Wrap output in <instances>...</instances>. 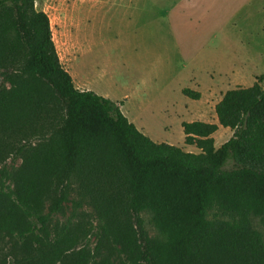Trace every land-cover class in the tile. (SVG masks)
Here are the masks:
<instances>
[{
	"label": "trees",
	"instance_id": "trees-1",
	"mask_svg": "<svg viewBox=\"0 0 264 264\" xmlns=\"http://www.w3.org/2000/svg\"><path fill=\"white\" fill-rule=\"evenodd\" d=\"M35 1L0 0V243L19 218L29 222L22 235L46 234L50 215L70 205L90 209L122 264H264L251 223L264 226V77L225 92L216 125L181 123L183 144L198 153L154 143L119 105L74 87ZM219 127L231 137L215 148ZM11 155L22 168L13 189ZM143 214L162 238L148 235ZM78 245L71 233L37 240L21 264H60ZM71 264L110 263L81 251Z\"/></svg>",
	"mask_w": 264,
	"mask_h": 264
},
{
	"label": "rangeland",
	"instance_id": "rangeland-1",
	"mask_svg": "<svg viewBox=\"0 0 264 264\" xmlns=\"http://www.w3.org/2000/svg\"><path fill=\"white\" fill-rule=\"evenodd\" d=\"M216 1L158 0L162 16L154 21L146 8L137 7L134 20L138 26H146L120 41L114 34L129 29V10L99 14L94 23L80 27L77 36L75 8L79 0H36L35 8L48 16L61 58L68 54L74 59L76 38L88 47L83 73L88 77L90 92L119 105L128 122L144 129L146 133L142 132L151 141L198 153L193 147L184 146L181 123L216 125L214 107L223 94L236 87L249 88L258 76L264 77L263 19L255 17L254 10L235 9L228 10L225 18ZM237 1L229 0L228 6L236 8ZM148 19L152 23L145 24ZM145 66L157 68L158 73L145 75ZM230 68L235 70L226 74ZM183 89L199 93V100L182 96ZM130 93H134V100L125 102L122 98ZM230 137L229 130L219 127L212 136L214 147L219 148ZM3 164L9 175L5 185L13 189L22 172L21 160L11 155ZM53 199V193L46 197L43 215L49 212ZM213 215L209 213L208 218ZM142 218L148 235L162 238L150 225L149 215L143 214ZM251 223L264 242L260 218L252 217ZM28 226V221L19 218L14 233L2 236L0 264H21L33 253L37 240L44 242L66 233L77 236L79 245L60 264H71L81 251L88 261L122 264L106 237L109 234L102 232L104 225L90 209L76 210L65 205L50 215L46 234L22 235Z\"/></svg>",
	"mask_w": 264,
	"mask_h": 264
},
{
	"label": "crops",
	"instance_id": "crops-1",
	"mask_svg": "<svg viewBox=\"0 0 264 264\" xmlns=\"http://www.w3.org/2000/svg\"><path fill=\"white\" fill-rule=\"evenodd\" d=\"M42 1V0H41ZM229 0H217L216 3L219 6V12L221 15H225L228 10H236L235 12H243L247 10H254L255 11V17L262 18L264 21V0H238L236 3V8H232L228 6ZM158 0H79L76 4V28H77V36L78 32L80 30V27H82L85 23L88 25L90 23H94L97 16L99 14H103L104 12L108 14L109 11H113L114 14H118V12L121 9L129 10L130 13H126V17L128 20L131 21L129 25V29L124 33L122 32H115L114 35H118V39L124 40L127 39L132 34H138L141 30L144 29L146 26H138L137 22L134 20V9L137 7L146 8V11L148 12V15L150 16V20L158 19V17L162 16V12L158 10ZM134 11V12H133ZM43 12V11H42ZM148 19L145 24L152 23ZM143 23V22H142ZM144 25V24H142ZM51 28V34L52 39L57 51V47L54 41V35L52 33V27ZM117 37V36H115ZM88 47L85 45L83 40H79V38H76V54L74 59H71V57H68V54H65L63 58L60 57L58 51V57L59 61L62 65V67H66L63 69L70 75L74 87L81 91V92H90L91 89L86 84L85 75L83 73V66L84 65V59L87 56ZM234 68H230L226 74H232ZM145 75H154L158 73L157 68H150L149 66H145V69L143 70ZM239 73L236 72V75ZM250 87V86H249ZM93 93V92H92ZM98 96V95H97ZM135 95L134 93L126 94L122 98L125 102H130L131 100H134ZM135 128L141 133L144 131V129ZM228 130V129H227ZM145 132V131H144ZM143 135L145 136V133ZM147 137V136H146ZM155 143V142H154ZM160 144V143H158ZM185 146V145H184ZM188 147V146H186ZM181 149V148H180ZM195 149V148H194ZM183 150V149H182ZM196 150V149H195ZM184 151V150H183ZM190 152V151H189ZM192 153V152H190Z\"/></svg>",
	"mask_w": 264,
	"mask_h": 264
}]
</instances>
